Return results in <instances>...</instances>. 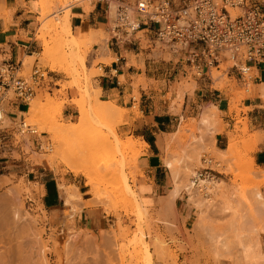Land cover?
<instances>
[{"label": "rangeland", "instance_id": "1", "mask_svg": "<svg viewBox=\"0 0 264 264\" xmlns=\"http://www.w3.org/2000/svg\"><path fill=\"white\" fill-rule=\"evenodd\" d=\"M69 5H73V0L67 5L58 0H44L38 18L42 29L40 33L37 31V40L42 42V47L47 43L50 53L47 57L34 56L32 60L33 63L38 60V67L50 73H62L69 82L55 84L58 90L50 94H39L28 104L23 117L6 116V123L0 122V206L3 208H0V222H3L0 223V254L3 251L6 255L15 239L25 238L24 253L28 251L25 255L32 256L29 264L43 263L39 260L43 253L41 257L48 264H180L181 253L191 256L182 264H264V207L261 206L264 170L254 163L252 155L259 140L249 133L246 121L237 118L234 129L228 132V138H236L234 154L228 159L213 144V137L223 131L219 127L220 119L214 123L216 126L198 127L202 109L193 112V118L180 120L173 132L180 128V134L168 136L164 164L172 161L184 183L192 180V172H203L201 179L206 182L197 183L199 187L192 196L185 189L180 192L177 213L185 223L186 238L180 243L174 237L179 232L177 221L161 222L140 203L136 186L143 174L138 168V159L146 146L120 134L118 129L124 124L123 118L101 113L100 105L90 98L95 93L92 79L101 75L97 67L111 62L100 57L105 54L101 51L109 35L105 27H100L97 30L101 31L98 34L101 42L71 51L67 45L70 36L62 35L54 22L55 16H63L66 10L63 8ZM83 9L86 14L92 10L87 4ZM153 53L165 73L174 75L183 69L171 48L157 45ZM33 63L26 61V72ZM229 66L223 64L220 70H212L211 78L214 89L232 91L230 111H236L239 116L238 107L245 91L239 90L236 81L228 78ZM184 70L186 76L182 82L192 93L196 87L194 72ZM68 90L75 93L70 102ZM134 97L137 104V92ZM66 103L74 105L77 111L69 118L63 114ZM79 105L88 113L87 123L80 131L71 130L69 124L78 121ZM22 121L28 127L25 132L20 127ZM48 174L58 185L61 208L49 209L44 203L42 183L49 179L43 177ZM71 195H76L75 200ZM198 201L202 203L200 206H196ZM94 207H101L115 224L94 233L81 219L85 209ZM160 227L164 228L165 235ZM10 237L14 240L8 242ZM36 239L40 244L43 241V245H37ZM12 246L13 253L8 252L7 257L11 253L9 259L16 264L19 262L18 251L14 249L17 243Z\"/></svg>", "mask_w": 264, "mask_h": 264}, {"label": "crops", "instance_id": "2", "mask_svg": "<svg viewBox=\"0 0 264 264\" xmlns=\"http://www.w3.org/2000/svg\"><path fill=\"white\" fill-rule=\"evenodd\" d=\"M250 1L252 4H260L264 13V0ZM40 13L38 0H0V62L25 66L28 58L42 54V42L37 40ZM69 24L70 34L75 39L92 31L101 32L97 30L100 27L106 29L105 17L97 7L96 11L88 14L82 8H73ZM106 45V51H101L105 54L100 57L110 59L111 62L97 67L98 70L102 68V71L100 70L101 75L92 79V88L98 91L100 101L112 103L126 112L123 115L124 124L119 127L118 132L127 135L128 138L139 140L146 146L138 159V168L143 178L138 179L136 186L142 207L154 212L161 222L176 220L179 232L175 233L174 237L180 243L184 242L185 223L177 213L180 195L175 199V205H171L172 202L168 200L173 182L171 172L164 164L163 144H166L169 135L174 134L181 119L193 118V112L198 109L207 111L215 108L222 123H219V127L223 129L213 137L215 149L219 151L226 149L228 132L234 129L237 118H240L246 121L252 137L256 136L259 140L252 157L255 165L264 170V66L254 71V79L249 84H245L235 74L228 73V78L236 81L239 90L245 91L238 107L240 114L237 116L236 111H230L232 91L214 89L211 77L199 79L193 76L196 87L190 93L189 87L182 82L183 76H186L184 69L188 68L184 63L181 72L172 75L163 71L162 64L156 60L153 53L154 48L147 47L143 42L118 48L107 43ZM37 64L38 60H35L33 65ZM50 74L54 85L52 90H58L55 86L57 83L69 82L62 73ZM135 92L139 95L137 104ZM66 95L70 102L75 93L68 90ZM27 107L28 105L10 102L5 104L3 110L9 118L16 119L23 117ZM76 112V107L72 104L66 103L63 108V114L67 118ZM45 171L47 173V170ZM49 175L43 176L49 177L42 183L44 203L49 209L61 208L62 197L58 185ZM81 219L88 228L94 230V233L108 230L111 223L115 224L101 207L85 209ZM160 230L166 234L163 227H160ZM190 258L188 253L179 254L180 264Z\"/></svg>", "mask_w": 264, "mask_h": 264}, {"label": "built area", "instance_id": "3", "mask_svg": "<svg viewBox=\"0 0 264 264\" xmlns=\"http://www.w3.org/2000/svg\"><path fill=\"white\" fill-rule=\"evenodd\" d=\"M85 3L105 17L111 47L165 45L196 78L229 64L228 73L249 84L264 66V13L250 0H73L72 9ZM52 87L50 72L38 64L26 72L23 64L0 62V110L10 102L28 105ZM20 127L28 129L23 121Z\"/></svg>", "mask_w": 264, "mask_h": 264}, {"label": "bare ground", "instance_id": "4", "mask_svg": "<svg viewBox=\"0 0 264 264\" xmlns=\"http://www.w3.org/2000/svg\"><path fill=\"white\" fill-rule=\"evenodd\" d=\"M55 1V0H54ZM61 4H68L69 3V0H58ZM43 2H44V0H39V3H40V6H42V4H43ZM87 3H85V4H83V5H86ZM89 4H87V7H90V5L88 6ZM83 7V6H82ZM63 9H66L64 12V14H63V16H59V17H57V16H55V21L54 22H56L57 23V26L59 25V29L61 28V30H60V33L62 34V35H64V34H68V36H70V38H71V40L69 41V43H67V45H68V47L71 49V51L73 50V48H75L77 51L78 50H80V49H82V48H85V47H87V46H90V45H92V44H98L99 42H101V40L99 41L98 39H99V37H98V34H99V36H100V33L97 31H92V32H90L89 34H86V35H83V39H75V38H73L72 36H71V34H70V24H69V19H70V17H71V10H72V5H69L68 7H66V8H63ZM62 9V10H63ZM48 10V9H47ZM48 13V12H47ZM50 13V12H49ZM109 14H110V18L112 19L113 18V16H114V11H113V9H111L110 10V12H109ZM46 16V15H45ZM50 16V15H49ZM48 16V17H49ZM43 18V17H42ZM46 18V17H45ZM44 21H45V19H44ZM55 23V24H56ZM48 23L46 22V25H47ZM43 26V25H42ZM44 28V27H43ZM41 27L40 28H38V33H40L41 32ZM43 31V30H42ZM44 34V33H43ZM40 38H42L43 39V35H41L40 36ZM102 50H104V51H106V43H104V46H103V48H102ZM49 47H48V44L47 43H44L43 44V52H42V54H40L41 56H44V57H47L48 55H49ZM73 53H76V52H73ZM33 58L31 57L30 59L28 58L27 59V61H30L31 63H33ZM56 70V69H55ZM92 90V89H91ZM93 91V90H92ZM94 94H91V96H90V98L91 99H93V101H95L96 103H98L99 105H100V111H101V113L103 112V113H105L106 115H108V116H112L113 118H123V115L125 114L124 112L125 111H123L121 108H119V107H117V106H115V105H113L112 103H104V102H102V101H100L99 100V93H98V91H96V90H94ZM37 103V102H36ZM38 105V104H37ZM36 107H38V106H36ZM77 108H78V110H79V116H78V121H77V123L76 124H69V126L71 127L70 129L72 130V128H74V129H76L77 131H80V130H82L83 129V127H85V125H86V123H87V116H88V113H87V111L85 110V108L83 107V106H81V105H79V106H77ZM38 109V108H37ZM55 110V109H54ZM53 110V111H54ZM58 111V110H57ZM60 111V110H59ZM58 111V112H59ZM99 111V112H100ZM31 112H33V111H30V113ZM52 112V111H51ZM6 113L3 111V110H0V122L2 123V124H4V123H6ZM218 118H219V115H218V111L215 109V108H212V109H210V110H207V111H204L203 113H202V115H201V117H200V120H199V128L201 129V128H206V127H208V126H211V125H213L216 121H218ZM215 126H216V124H214ZM203 128V129H204ZM181 129H183L182 127H181ZM180 132V128L178 129V131L177 132H175L174 134H172L171 136H175L176 137V135L178 134ZM32 133H35V132H32ZM82 133V132H81ZM180 134V133H179ZM65 135V134H64ZM69 135H71V134H69ZM166 143V142H165ZM142 144V143H141ZM169 144V143H168ZM163 145H165V144H163ZM133 146H134V144H133ZM143 146H144V144H143ZM254 146H255V144H254ZM135 148V147H134ZM235 148H236V138L235 137H230L229 138V141H228V146H227V149L225 150V151H222L221 152V154H222V156L225 158V159H228V158H230L231 156H233V154H234V151H235ZM221 158V157H220ZM165 165H166V167L170 170V172H171V174H172V182H173V184H172V189H171V191H170V194H169V196H168V200L170 201V202H172V204L171 205H173L174 204V201H175V199L180 195V192L182 191V189H185L186 191H187V193H189L191 196H192V194H193V192L196 190V187L198 188L199 186L197 185V183H199V185H202V184H206V182L204 181V180H202L201 178H199V173H197V172H192V180H190V181H188L187 183H184V181H182V178H181V176H182V174H180V172H179V170H177L176 169V167H175V165H174V163L172 162V161H166L165 162ZM195 167V166H194ZM73 172V171H72ZM182 172V171H181ZM183 175H184V173H183ZM183 177V176H182ZM87 178V177H86ZM190 178V177H189ZM208 182V181H207ZM209 183H211V182H209ZM216 185H218L219 183H216V182H214ZM211 185V184H210ZM206 186H208V185H206ZM202 188V187H201ZM214 188V187H213ZM70 193V192H69ZM73 194H74V192H73ZM70 195V194H69ZM189 195V196H190ZM75 196L76 195H71L70 196V198L71 199H74L75 200ZM190 196V197H191ZM261 196V195H260ZM257 197H258V195H257ZM262 197V196H261ZM262 198H264V197H262ZM261 198V199H262ZM259 200V199H258ZM260 201H262V200H260ZM193 202V201H192ZM199 202V201H198ZM205 202V201H204ZM169 203V202H168ZM202 204V203H201ZM200 204V202L198 203V204H196V206H200L201 205ZM6 205V204H5ZM175 205V204H174ZM193 206V205H192ZM262 207H264V203H262V205H261ZM260 206V208H262ZM171 208H172V206H170ZM211 207V206H210ZM0 208H2L1 206H0ZM167 208H169V207H167ZM206 208V207H205ZM3 209V208H2ZM214 209V208H213ZM262 209H264V208H262ZM167 211V210H166ZM260 211V210H259ZM4 212V211H3ZM209 212V211H208ZM166 213V212H165ZM5 216H6V214H5ZM211 218V217H210ZM2 220V219H1ZM2 222V221H1ZM0 222V223H1ZM10 222V221H9ZM210 222V221H209ZM3 223V222H2ZM8 224V223H7ZM204 224V223H203ZM10 225V224H9ZM0 226H1V224H0ZM4 226V225H3ZM10 227V226H9ZM8 227V228H9ZM8 228H6V229H8ZM13 228V227H12ZM15 230V229H14ZM0 232H1V230H0ZM16 232V231H15ZM20 232V231H19ZM3 233V232H2ZM4 234V233H3ZM5 234H6V232H5ZM12 234V233H11ZM14 236V235H13ZM21 236H23L22 234H21ZM24 236H26V235H24ZM28 236V235H27ZM5 237V236H4ZM6 237H7V235H6ZM15 237V236H14ZM41 237H42V235H41ZM41 237H40V240H41ZM16 238V237H15ZM17 238H19V237H17ZM21 238V237H20ZM27 238V237H26ZM31 238V237H30ZM8 240V242H10L9 240H11V241H13L14 239H13V237H12V239H11V237H10V239L9 238H7ZM25 239V238H24ZM23 239V240H24ZM29 239V238H28ZM38 239V238H37ZM36 239V240H37ZM1 240V239H0ZM16 241H17V239H15ZM23 240L22 241H15L14 242V245L13 246H15V244L17 243V248L15 247L14 249H17V251H18V255L16 254V256H18V260H19V264H29V257H32V256H27V255H25V254H27V252H25L24 253V250H23V244H22V242H23ZM29 241H30V239H29ZM3 242V241H2ZM27 242V241H26ZM25 242V243H26ZM42 243H43V241H41ZM5 243V242H4ZM3 243V244H4ZM38 243H39V240H37V245H38ZM40 244L39 243V245H43V244ZM9 244V243H8ZM11 244H13L12 242H11ZM34 244V243H33ZM6 245V244H5ZM32 245V244H31ZM45 245V244H44ZM9 246H10V244H9ZM12 246V245H11ZM11 246H10V251H8V252H12V250H11ZM13 246H12V248H13ZM26 246H28L29 247V244L28 245H26ZM7 247V246H6ZM28 247H26L27 249H28ZM39 248H40V246H38ZM45 247V246H44ZM30 248V247H29ZM42 248V247H41ZM41 248H40V250H41ZM3 249V248H2ZM6 249H8V248H6ZM26 249V250H27ZM39 250V251H40ZM15 251V250H14ZM42 251H44V250H41L40 252L41 253H43ZM8 252H6L7 254H8ZM16 252V251H15ZM38 252V251H37ZM3 253V251L1 252V254H0V264H15L14 262H12V260L11 259H9L10 257L12 258V254L10 253L9 254V256L7 257V254L5 255V252H4V254H2ZM13 253V252H12ZM29 253H31V252H29ZM39 254V253H38ZM42 255H45V253H43V254H41V256ZM40 256V258L42 259V257ZM35 257V256H34ZM45 257V256H44ZM39 258V260L40 261H43V263L44 264H48V262L45 260V258H44V260H45V262H47V263H45L44 262V260L42 259H40ZM16 260V259H15ZM37 261H38V258H37ZM39 261V262H40ZM18 263H16V264H18ZM43 263H41V264H43ZM33 264H38V262H36L35 261V263H33Z\"/></svg>", "mask_w": 264, "mask_h": 264}]
</instances>
